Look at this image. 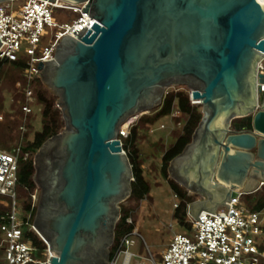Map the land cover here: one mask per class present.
Listing matches in <instances>:
<instances>
[{
    "label": "water",
    "instance_id": "1",
    "mask_svg": "<svg viewBox=\"0 0 264 264\" xmlns=\"http://www.w3.org/2000/svg\"><path fill=\"white\" fill-rule=\"evenodd\" d=\"M65 1L87 2L96 23L63 36L54 59L41 64L65 121L34 158V227L51 252L47 264H111L120 204L134 179L120 128L160 107L167 87L185 85L202 105L192 141L169 166L201 197L189 213L202 222L201 211L230 208L232 198L264 185L262 1ZM248 116L251 129L232 128Z\"/></svg>",
    "mask_w": 264,
    "mask_h": 264
},
{
    "label": "built area",
    "instance_id": "2",
    "mask_svg": "<svg viewBox=\"0 0 264 264\" xmlns=\"http://www.w3.org/2000/svg\"><path fill=\"white\" fill-rule=\"evenodd\" d=\"M18 4H15V3ZM87 2L70 3L65 0H5L0 1V60L17 61L26 58L23 77L26 84L18 81L25 95L23 110L32 112L35 100L33 81L40 78L41 64L53 60L63 36L77 35L92 29L96 23L86 10ZM55 9H64L76 14L72 19L58 18ZM50 29V30H48ZM257 73L264 75V57L259 61ZM259 95H264V81L257 83ZM190 91V90H189ZM196 104L197 100L192 98ZM130 130L120 128L119 137H127ZM121 140V139H120ZM122 147L123 143L121 141ZM124 149V148H123ZM125 151V150H124ZM29 153L24 155L27 159ZM22 158L20 144L11 150L0 148V204L9 209L0 215V252L4 264H47L51 256L49 247L45 258L35 256L37 247L25 237L26 226L36 233L31 214L24 215L22 204L17 197L19 184L18 170ZM32 206L37 207L38 187L31 194ZM242 194L231 199L227 205L219 207L215 213L201 211L197 220L188 211L186 233H175L169 244L161 251V259L153 264H264V209L253 211L241 201ZM129 223L132 218H127ZM38 234V233H37ZM137 230L126 234L112 259L116 264L123 253L121 264H130L134 255L129 246L135 244ZM45 242V241H44Z\"/></svg>",
    "mask_w": 264,
    "mask_h": 264
},
{
    "label": "trees",
    "instance_id": "3",
    "mask_svg": "<svg viewBox=\"0 0 264 264\" xmlns=\"http://www.w3.org/2000/svg\"><path fill=\"white\" fill-rule=\"evenodd\" d=\"M26 58L21 56L17 61H1L0 60V114L3 119L0 120V148L11 150L20 144L22 158L19 162L17 185V197L22 204L24 215L31 214V222L34 220L36 206H32L31 194L37 188L34 182V158L37 151L43 143L49 138L61 132L65 127V121L62 111L56 105L57 98L46 88L40 78L33 81L35 100L32 103V112L25 114L23 105L26 101L22 87L18 86V81L26 84L23 77V67ZM8 90L13 94V101L9 109H5L4 90ZM35 107H39L41 117V130H35L33 137L30 138L33 129V119ZM177 110L174 117L176 122H183L181 129L175 130L172 134L174 142L168 147H162V168L163 176L168 180L170 187L179 199L173 218L184 228H188V206L195 201V195L189 192L185 187L177 181L169 177V166L171 161L179 155L185 147L192 141L195 129L198 127L203 112L199 105L191 102L189 91H171L164 95L163 102L160 107L154 109L151 114L143 115L139 121L132 127L130 134L123 138V148L127 151V155L133 169L132 193L129 197L136 204L131 207L121 206V216L115 228L114 243L110 248L111 259L121 243V239L128 233L137 230V219L134 218V211L139 207L141 200L150 195L151 183L145 178L143 172V162L140 158L138 144L143 138L140 131H149L155 128L156 124L164 118L173 116L174 110ZM23 127L24 130L21 128ZM232 128L235 130H244L252 128V116L235 119ZM16 144H15V143ZM29 153L27 159L24 155ZM247 202V207L253 211L264 209V185L256 192L243 194L241 201ZM9 208L0 204V215ZM133 217L129 223L127 218ZM25 237L30 238L37 247L38 258H45V250L47 248L45 242L40 236L29 226L24 228ZM2 252H0V264H4L2 260ZM35 264V263H30Z\"/></svg>",
    "mask_w": 264,
    "mask_h": 264
},
{
    "label": "rangeland",
    "instance_id": "4",
    "mask_svg": "<svg viewBox=\"0 0 264 264\" xmlns=\"http://www.w3.org/2000/svg\"><path fill=\"white\" fill-rule=\"evenodd\" d=\"M15 4L18 3L16 2ZM54 15L57 19L65 18L66 20H70L76 16V14L71 11L64 9H55ZM178 90L189 91L188 87L185 85H177L167 87L165 94L167 92ZM3 95L6 99L5 109L7 110L10 108L13 101V94L5 89L3 91ZM195 105H199L202 109V105L198 104V102H196ZM152 111L154 110H151L150 112L137 113L129 117L127 121L123 123V128L131 131L132 127L143 115L151 114ZM176 113L177 110L175 109L173 116L161 119L156 124L154 129L149 131H140V135L143 138L138 144L139 153L143 162L142 167L145 178L151 183V192L149 196L140 201L138 209L133 213L135 215L134 218L136 217L137 219L136 225L138 235L135 236V244L129 246V250L134 254L131 258L130 264H153L149 253L152 254L156 261L160 260L161 251L169 244L174 234L186 233L185 228L181 227L173 218L175 209L179 204V199L176 197L168 180L161 172L163 157L162 147H168L171 143H173L174 137L172 134L175 130L183 127L182 121H175L174 117L176 116ZM33 116L34 127L30 138L33 137L35 130H41L42 127L39 107H35ZM2 119L3 114L1 113L0 120ZM21 128L24 130L23 127ZM119 139H121L123 143V138L119 137ZM125 152L127 153L126 150ZM169 177L172 178L170 172ZM194 195L196 200L201 198L197 194ZM242 203L247 206V202L245 200ZM135 204L136 202L134 200L128 198L122 202L120 206L131 207ZM35 256H38L37 252L35 253ZM122 261L123 253L119 255L116 264H121Z\"/></svg>",
    "mask_w": 264,
    "mask_h": 264
},
{
    "label": "bare ground",
    "instance_id": "5",
    "mask_svg": "<svg viewBox=\"0 0 264 264\" xmlns=\"http://www.w3.org/2000/svg\"><path fill=\"white\" fill-rule=\"evenodd\" d=\"M260 1H262V3L264 4V0H260ZM133 116V115H132ZM127 121V120H126Z\"/></svg>",
    "mask_w": 264,
    "mask_h": 264
}]
</instances>
